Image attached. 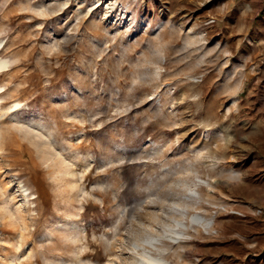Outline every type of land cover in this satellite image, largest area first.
<instances>
[{
	"label": "rangeland",
	"instance_id": "rangeland-1",
	"mask_svg": "<svg viewBox=\"0 0 264 264\" xmlns=\"http://www.w3.org/2000/svg\"><path fill=\"white\" fill-rule=\"evenodd\" d=\"M161 44L151 74L144 59ZM0 56V264H129L142 205L196 156L190 212L213 225L176 241L156 223L163 256L264 264V0H0ZM15 100L89 152L73 166L79 188L57 195L9 118ZM178 187L149 204L167 209Z\"/></svg>",
	"mask_w": 264,
	"mask_h": 264
},
{
	"label": "bare ground",
	"instance_id": "bare-ground-1",
	"mask_svg": "<svg viewBox=\"0 0 264 264\" xmlns=\"http://www.w3.org/2000/svg\"><path fill=\"white\" fill-rule=\"evenodd\" d=\"M195 34V32H192L191 36H195ZM195 41L196 38L193 37L189 38L187 40V43H195ZM162 49L163 44L157 46L155 50L156 54H154L150 58L144 59V61L153 63L151 69L149 68V70H151L149 71L151 74H159L160 72V52L162 51ZM10 61V58L0 56V69L6 68ZM143 69H137L136 77L142 79L146 76H142L144 73ZM228 73L231 74L230 72ZM135 79L138 80V78ZM236 83L237 84L235 86L237 87L242 83V80L240 79ZM64 99L65 96H63L62 93H56L54 96H52V101H54L55 103L57 101L61 102ZM230 100L234 101L235 95H231ZM12 107L14 111L11 115H9V118L12 121L13 126L23 133L24 138L30 145V151H32V154L46 165L47 173L49 174L48 176L50 177L54 185L58 187L57 195L60 197H64L67 187L68 189H70V191L72 189L79 188L80 183H78V179L81 180L87 175L82 173L78 178L73 166L76 164L75 160L78 158L80 159L81 157H83L84 160L87 161L90 158L89 152L85 154H79V151H75L76 148H79V145H74V142L70 141L71 135H73V133H71L69 136L67 135V133L61 134L58 128L59 123L57 121L50 120L45 112L41 109V107L37 109H25L21 106L19 100H15L12 103ZM172 111L173 109L171 108V112ZM83 134L84 132L79 130L75 133L74 136L75 138H80L81 136H83ZM64 136L66 139L65 143L64 141H62ZM143 150L144 149L142 147H139L137 152L140 153ZM195 159L199 160V156H196ZM195 159L187 161V163H185L179 169H176L171 178L165 181L164 185L159 186V190L155 193V198H149L145 201L146 204L142 205L144 209H149V211L147 212L148 220L144 222L138 221L137 227L134 230L131 229L133 230V236L129 241V248L131 249L132 254L129 256V258H131V261L129 259V264H169V261L163 256V247L160 248L157 245V242L160 241L161 236L167 235L178 241L180 235L189 233L191 231V229L189 231V228H193L199 232L201 231V227L206 228V230H209L212 227L214 221L213 217H206L199 213L190 212V209L196 207L200 197L197 195L198 191L196 189L199 182L195 179V174L198 171V166H196ZM111 161H113V158H109L108 156L105 158L102 164L105 165L106 163H110ZM231 172L235 177H240L239 173H235L233 171ZM208 183V185L212 184L211 182ZM173 185L182 187L183 190L179 193L177 192L175 196H173L171 203L168 205L167 209L163 208L161 203L158 206L149 204L152 202L157 203V200H162L163 196L160 195L159 191H162L163 186L173 187ZM19 187L21 191L24 192L25 195H27L29 187L27 185L25 186L24 183L21 182H19ZM158 209H161V212H159ZM17 216L18 219L21 217L20 214ZM24 223L26 222L24 221ZM64 223L67 227L78 226L76 221H69L68 218H66V221ZM156 223L161 224V230L164 232V235L155 234L153 232ZM58 228L61 229L60 226H58ZM171 232H173L175 235L173 234L172 236ZM46 234L47 236L44 235L41 238V242L44 240L49 241V239L53 238L52 232L47 231ZM58 263L64 264L65 262L61 259L59 262H56V264ZM106 264L111 263L110 261H108V263Z\"/></svg>",
	"mask_w": 264,
	"mask_h": 264
}]
</instances>
